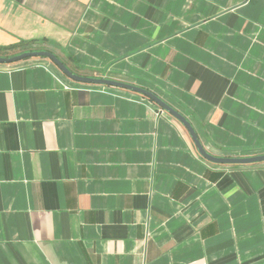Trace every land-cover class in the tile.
Instances as JSON below:
<instances>
[{
    "label": "crops",
    "instance_id": "0c3cea01",
    "mask_svg": "<svg viewBox=\"0 0 264 264\" xmlns=\"http://www.w3.org/2000/svg\"><path fill=\"white\" fill-rule=\"evenodd\" d=\"M41 39L211 154H264V0H0V46ZM0 264H264V160L212 163L46 57L0 64Z\"/></svg>",
    "mask_w": 264,
    "mask_h": 264
},
{
    "label": "water",
    "instance_id": "95a60500",
    "mask_svg": "<svg viewBox=\"0 0 264 264\" xmlns=\"http://www.w3.org/2000/svg\"><path fill=\"white\" fill-rule=\"evenodd\" d=\"M28 57L48 58L59 68V70L64 75H66L67 77L75 81L111 85L115 87L125 88V89L131 90V91H134V92H137V93H140L146 96L147 98L155 102L160 108H162L163 110L168 112L170 115H172L174 118H176L185 127L199 155H201L203 158H205L206 160L212 163L250 164V163L260 162L264 160V154L252 155V156H216V155L211 154L202 145L193 125L190 123L187 117H185L180 111L172 107L169 103L164 101L162 98H160L158 95H156L152 91H149L148 89H145L143 87H140L134 84L120 82V81H116L113 79L77 75L73 73L72 71H70L54 53L48 50L24 51V52H21L16 55H12V56H0V64L11 63V62H15V61L28 58Z\"/></svg>",
    "mask_w": 264,
    "mask_h": 264
},
{
    "label": "trees",
    "instance_id": "16d2710c",
    "mask_svg": "<svg viewBox=\"0 0 264 264\" xmlns=\"http://www.w3.org/2000/svg\"><path fill=\"white\" fill-rule=\"evenodd\" d=\"M47 44H48V42L43 40V39L19 41L18 43H15L12 45L0 46V56L10 55L11 53L15 52L16 50L19 51L20 53L24 52V51L48 50L49 48H48ZM10 56H12V55H10Z\"/></svg>",
    "mask_w": 264,
    "mask_h": 264
}]
</instances>
